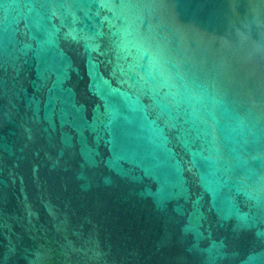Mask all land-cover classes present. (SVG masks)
Here are the masks:
<instances>
[{"label":"water","instance_id":"water-1","mask_svg":"<svg viewBox=\"0 0 264 264\" xmlns=\"http://www.w3.org/2000/svg\"><path fill=\"white\" fill-rule=\"evenodd\" d=\"M0 264H264V0H0Z\"/></svg>","mask_w":264,"mask_h":264}]
</instances>
